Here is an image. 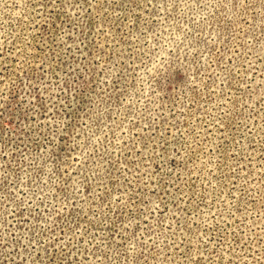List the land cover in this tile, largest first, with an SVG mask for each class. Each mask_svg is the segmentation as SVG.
<instances>
[{"label":"rangeland","instance_id":"obj_1","mask_svg":"<svg viewBox=\"0 0 264 264\" xmlns=\"http://www.w3.org/2000/svg\"><path fill=\"white\" fill-rule=\"evenodd\" d=\"M0 264H264V0H0Z\"/></svg>","mask_w":264,"mask_h":264}]
</instances>
